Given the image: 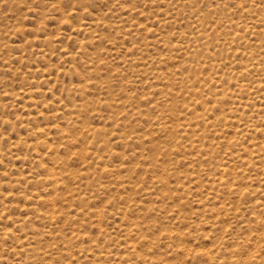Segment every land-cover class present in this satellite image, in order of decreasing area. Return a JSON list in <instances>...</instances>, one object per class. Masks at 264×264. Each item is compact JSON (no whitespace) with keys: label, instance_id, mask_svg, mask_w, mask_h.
I'll use <instances>...</instances> for the list:
<instances>
[{"label":"rangeland","instance_id":"rangeland-1","mask_svg":"<svg viewBox=\"0 0 264 264\" xmlns=\"http://www.w3.org/2000/svg\"><path fill=\"white\" fill-rule=\"evenodd\" d=\"M0 264H264V0H0Z\"/></svg>","mask_w":264,"mask_h":264}]
</instances>
